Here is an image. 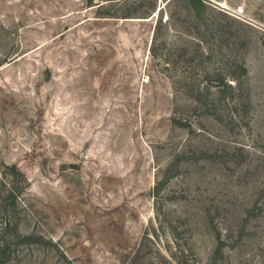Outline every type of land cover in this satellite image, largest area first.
Returning a JSON list of instances; mask_svg holds the SVG:
<instances>
[{
	"label": "rangeland",
	"instance_id": "rangeland-1",
	"mask_svg": "<svg viewBox=\"0 0 264 264\" xmlns=\"http://www.w3.org/2000/svg\"><path fill=\"white\" fill-rule=\"evenodd\" d=\"M0 264H264V0H0Z\"/></svg>",
	"mask_w": 264,
	"mask_h": 264
},
{
	"label": "built area",
	"instance_id": "built-area-1",
	"mask_svg": "<svg viewBox=\"0 0 264 264\" xmlns=\"http://www.w3.org/2000/svg\"><path fill=\"white\" fill-rule=\"evenodd\" d=\"M233 13H234V15L237 16V17H239V16H244V15H245L244 7H243V6L236 7V8L233 10Z\"/></svg>",
	"mask_w": 264,
	"mask_h": 264
},
{
	"label": "trees",
	"instance_id": "trees-1",
	"mask_svg": "<svg viewBox=\"0 0 264 264\" xmlns=\"http://www.w3.org/2000/svg\"><path fill=\"white\" fill-rule=\"evenodd\" d=\"M196 1L198 4H202L203 3V0H194Z\"/></svg>",
	"mask_w": 264,
	"mask_h": 264
}]
</instances>
